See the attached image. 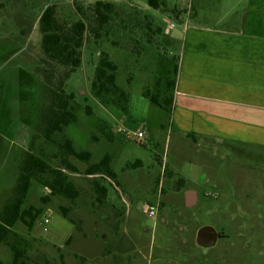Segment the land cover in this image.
Segmentation results:
<instances>
[{"label": "rangeland", "instance_id": "obj_1", "mask_svg": "<svg viewBox=\"0 0 264 264\" xmlns=\"http://www.w3.org/2000/svg\"><path fill=\"white\" fill-rule=\"evenodd\" d=\"M96 1L112 2L115 14L98 39L86 33L80 66L64 87L74 94L79 108L76 122L63 135L76 151L88 152L90 160L86 164L70 158L79 173L65 171L79 193L75 200L52 196L44 204L40 198L47 189L31 180L23 207L42 214L32 230L21 223L13 228L22 240L19 247L27 245L29 264H264V160L256 164L250 156L245 167L242 157L236 155V161L225 154V146L211 145L213 153L201 142L197 149L189 138L172 132L169 110L143 95L149 91L161 102L171 96L166 83L175 78L180 44L168 43L166 36L173 33L170 24L177 26L174 8L193 3L209 22L213 11L214 18L220 15L222 0H161L166 4L163 10L151 8L147 0H0V210L15 184L13 168L16 175L44 104L33 72L42 57L38 17L54 4L61 19L77 21L75 6ZM102 52L117 68L116 84L127 95L125 111L102 105L92 95ZM35 148L53 167L59 166L55 146L40 138ZM105 156L115 180L84 175L88 165ZM178 179H185L182 187ZM95 182L107 191L102 203ZM191 191L197 196L195 204ZM147 204L158 208L155 218L144 213ZM60 207L70 210L67 218ZM45 217L50 219L48 226L43 225ZM61 224L72 230L71 244L52 235ZM75 225L81 227L83 238ZM202 227L222 235L211 248L196 243L194 233ZM59 245L60 251L55 249ZM12 259L10 248L1 245L0 264H11Z\"/></svg>", "mask_w": 264, "mask_h": 264}, {"label": "crops", "instance_id": "obj_2", "mask_svg": "<svg viewBox=\"0 0 264 264\" xmlns=\"http://www.w3.org/2000/svg\"><path fill=\"white\" fill-rule=\"evenodd\" d=\"M233 2L222 0L217 18L213 7L209 22L193 3L174 8L181 15L166 35L168 43L180 42L170 126L197 149L201 142L211 152L213 144L225 146V154L242 157L246 167L250 156L256 164L264 160V0ZM190 195L195 204L196 193ZM66 227L53 228L52 235L71 244L74 236ZM77 231L83 238L80 226ZM25 247L23 262L29 264Z\"/></svg>", "mask_w": 264, "mask_h": 264}, {"label": "trees", "instance_id": "obj_3", "mask_svg": "<svg viewBox=\"0 0 264 264\" xmlns=\"http://www.w3.org/2000/svg\"><path fill=\"white\" fill-rule=\"evenodd\" d=\"M147 3L155 10H163L166 5L161 0H147ZM114 7L112 2L105 1H96L88 7L76 5L75 11L80 19L70 22L61 19L58 16L57 6L51 4L46 6L38 17L42 57L33 72L40 83L44 104L36 133L32 136L28 148L21 154L15 184L0 212V246L5 244L10 248L13 253L12 264H24L23 250L19 247L22 240L13 228L21 223L32 230L42 214L40 209L23 207L31 180L38 181L47 189V194L40 198L44 204L49 203L52 196H64L75 200L79 195L65 171L79 173L70 162V158L88 164L90 154L76 151L72 141L63 135L65 128L76 122V111L79 108L74 94L67 93L64 87L69 76L80 66L86 33L89 31L98 39L100 31L112 20L115 14ZM174 13L176 19L181 15L177 9H174ZM176 69L177 66L174 68L175 74ZM116 71L117 68L109 57L103 52L100 53V61L91 82V91L93 97L102 105H115L125 111L127 95L116 84ZM166 86L172 92L174 80L168 81ZM143 95L152 104L170 111L172 95L163 102L159 100L158 95H153L149 91L144 92ZM85 110L87 114H91L90 107H85ZM99 127L104 129L103 125ZM58 134L61 137L56 140ZM105 136L111 140L109 132H106ZM40 138L45 144L57 148L54 158L59 159L58 167H53L46 156L35 148L36 141ZM109 164L110 158L105 156L100 162L88 165L84 175L104 176L115 180V174L110 170ZM184 182L183 179H178L176 183L182 187ZM93 186L95 193L98 194V201L102 203L107 194L106 189L96 182ZM60 210L62 216L67 218L70 210L65 207H60ZM76 229L78 230V226Z\"/></svg>", "mask_w": 264, "mask_h": 264}, {"label": "water", "instance_id": "obj_4", "mask_svg": "<svg viewBox=\"0 0 264 264\" xmlns=\"http://www.w3.org/2000/svg\"><path fill=\"white\" fill-rule=\"evenodd\" d=\"M208 235L210 237H208ZM216 232L210 227H202L197 233V243L209 247L215 242Z\"/></svg>", "mask_w": 264, "mask_h": 264}, {"label": "built area", "instance_id": "obj_5", "mask_svg": "<svg viewBox=\"0 0 264 264\" xmlns=\"http://www.w3.org/2000/svg\"><path fill=\"white\" fill-rule=\"evenodd\" d=\"M173 24H170V28H173ZM143 137V134L141 132L136 134V138L138 142H140V139ZM158 212V208L153 204H147L144 208V213L150 218H155ZM50 224V219L48 217L43 218V225L48 226Z\"/></svg>", "mask_w": 264, "mask_h": 264}, {"label": "flooded vegetation", "instance_id": "obj_6", "mask_svg": "<svg viewBox=\"0 0 264 264\" xmlns=\"http://www.w3.org/2000/svg\"><path fill=\"white\" fill-rule=\"evenodd\" d=\"M200 229H201V228L196 229V231H195V233H194V238L196 239V243H197V233H198V231H199ZM208 237H210V236L208 235ZM220 237H222V235L219 234V233H216V236H215V242H214L211 246H209V247L199 245L198 243H197V245H199L200 247H204V248H211V247H213V246L216 244L217 240H218Z\"/></svg>", "mask_w": 264, "mask_h": 264}]
</instances>
